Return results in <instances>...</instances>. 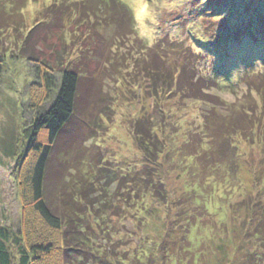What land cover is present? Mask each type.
Segmentation results:
<instances>
[{
	"label": "rangeland",
	"instance_id": "obj_1",
	"mask_svg": "<svg viewBox=\"0 0 264 264\" xmlns=\"http://www.w3.org/2000/svg\"><path fill=\"white\" fill-rule=\"evenodd\" d=\"M80 2L90 13L77 14ZM128 9L0 0V233L12 264L22 251L33 264H264V100L250 88L264 84V0H184L151 44ZM76 65L94 74L44 184L56 216L75 212L66 239L88 238L69 254L21 183L35 122ZM30 236L52 251L34 254Z\"/></svg>",
	"mask_w": 264,
	"mask_h": 264
},
{
	"label": "trees",
	"instance_id": "obj_2",
	"mask_svg": "<svg viewBox=\"0 0 264 264\" xmlns=\"http://www.w3.org/2000/svg\"><path fill=\"white\" fill-rule=\"evenodd\" d=\"M85 5L87 4L82 2L76 3L74 5L76 8L75 11L77 12L78 15L80 14L86 15L84 13H90L91 7ZM102 7L105 10L106 15L112 19L113 23H116L118 21L117 19L115 20L116 16L114 14L116 13L113 10L111 12V7L106 3L105 5L103 4ZM24 8L25 5L19 9V12H21ZM128 12L130 13V10ZM129 19H128V23L130 22ZM90 36L91 38L93 37V35L91 34L89 35V37ZM96 47H98L97 43L93 45L92 48L90 47L89 49H93V52H96L98 49ZM217 53L218 54L216 56L222 55L223 52L217 51ZM54 67L55 69H60L59 66L57 65ZM93 74H94L93 72H88L87 66L85 65L84 67L83 66L80 67L76 65L71 70H67L63 73L61 87L59 89L58 95L54 103L52 104L48 112L35 122L34 131L29 137L27 152L28 153L33 152L36 155V160L32 164V168H30L28 173L25 174L23 178V182L21 183L23 185L24 199L28 200L29 203L28 205L32 206L33 214L38 216L43 224L47 225L57 233L61 234L60 242L61 245L63 246L61 249L64 248L63 251L69 254L71 251L80 252L82 246H79L78 244L86 245L87 244L86 241L88 240V238L86 236H81L76 241H68L66 239V235L68 234V228L71 224L74 223V219L72 215H74L75 212L71 208L68 211L72 215L69 213H64L61 218H59L58 215L57 216L55 215V210L48 205L45 199V189H44V184L46 182L45 172L47 171L49 156L51 154V148H52L51 144H54V142L60 138L61 134L66 132L69 126L72 125V120L75 116V112L77 111V106L79 102L78 94L81 92V85H83V81H86L84 80L85 78H88V80H90ZM223 75L224 74H222V77ZM245 75H247V73ZM224 79L225 78H222V80ZM82 88L84 89V87ZM250 88L254 89L258 93V95L260 96L262 95L264 100V84L258 86L257 84L253 83L252 85H250ZM194 89L195 88L191 87V91H194ZM242 123H243L242 121L237 122L236 120L233 119L230 125H242ZM43 130L44 132H47V140H48L47 145H44L40 142L41 140L40 134ZM138 143L141 149L147 152V150H145L144 144L142 142H138ZM73 148H75V146ZM69 153L70 152H65L63 154L67 156ZM147 154L149 153L147 152ZM63 193L65 194L66 191H64ZM83 193L84 192H82V195L85 194ZM56 213L58 212L56 211ZM68 217L70 218L67 219ZM58 219L60 221H58ZM33 221L34 220L30 221L28 223V226L33 225L31 223ZM30 228L32 227H29L28 234L30 232ZM30 238L31 239L29 240L30 242L28 244L29 247L28 249L30 251L32 250L34 254L40 253L46 255L52 251L53 249L52 246L54 244H45L44 241H39L38 239L33 238V236H30ZM6 242H7V238L1 232L0 233V264L13 263V258H14L13 254L10 252V249L7 247ZM74 247H80V248L74 249ZM21 254L22 256L20 258V264H33V262L30 261L29 255L26 251H22ZM37 259H40V257L37 256L36 258L35 256L33 260H37ZM80 260L81 258L79 257L73 258V260L70 261L68 264H82ZM124 263L125 262H121L119 264H124Z\"/></svg>",
	"mask_w": 264,
	"mask_h": 264
},
{
	"label": "clouds",
	"instance_id": "obj_3",
	"mask_svg": "<svg viewBox=\"0 0 264 264\" xmlns=\"http://www.w3.org/2000/svg\"><path fill=\"white\" fill-rule=\"evenodd\" d=\"M127 7L137 36L147 38L151 44L161 19L182 11L184 0H127Z\"/></svg>",
	"mask_w": 264,
	"mask_h": 264
}]
</instances>
